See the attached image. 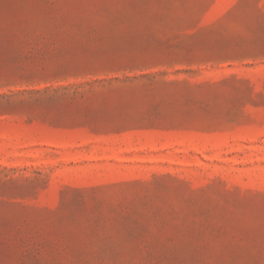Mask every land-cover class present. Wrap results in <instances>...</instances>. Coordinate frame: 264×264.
I'll return each instance as SVG.
<instances>
[{"label":"rangeland","instance_id":"1","mask_svg":"<svg viewBox=\"0 0 264 264\" xmlns=\"http://www.w3.org/2000/svg\"><path fill=\"white\" fill-rule=\"evenodd\" d=\"M0 264H264V0H0Z\"/></svg>","mask_w":264,"mask_h":264}]
</instances>
